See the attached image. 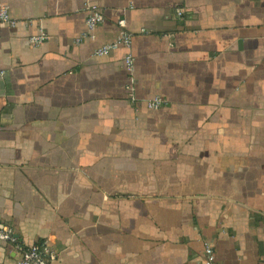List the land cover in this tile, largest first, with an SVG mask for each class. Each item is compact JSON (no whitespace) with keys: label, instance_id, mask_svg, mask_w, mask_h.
<instances>
[{"label":"crops","instance_id":"1","mask_svg":"<svg viewBox=\"0 0 264 264\" xmlns=\"http://www.w3.org/2000/svg\"><path fill=\"white\" fill-rule=\"evenodd\" d=\"M0 1V264H264V0Z\"/></svg>","mask_w":264,"mask_h":264},{"label":"built area","instance_id":"2","mask_svg":"<svg viewBox=\"0 0 264 264\" xmlns=\"http://www.w3.org/2000/svg\"><path fill=\"white\" fill-rule=\"evenodd\" d=\"M85 10L87 11V17L85 19L86 32L81 34L79 38L75 40L76 43H80L84 40L93 41L95 40V29L104 20V16L100 11L99 7L95 4H86ZM175 15L178 18H183L185 15L184 9L182 7H176L174 9ZM6 25L9 28H14L18 24V20L12 18L9 14L8 8L0 1V25ZM119 31L117 36L110 42L101 44L96 47L93 54L95 56H105L112 51L118 49L129 50L131 45V34L125 28V21L120 19L118 21ZM143 31H145L143 29ZM47 36L42 31L29 36V42L32 46H39L43 44ZM124 67L129 73V83L127 85V90L131 99L134 98V81H133V56L130 52H126L123 58ZM3 72L0 71V75ZM163 106V100L160 97H153L147 101V107L149 109H158ZM4 242L16 243V238L14 237L13 231L0 225V244ZM19 248V258L16 264H53L56 259L57 252L54 250L49 243H33L28 246H18ZM202 264H221L215 255L214 248L209 241L203 243L202 251Z\"/></svg>","mask_w":264,"mask_h":264}]
</instances>
